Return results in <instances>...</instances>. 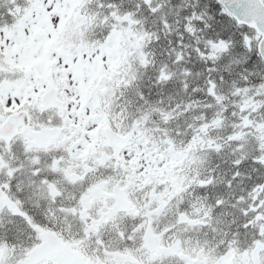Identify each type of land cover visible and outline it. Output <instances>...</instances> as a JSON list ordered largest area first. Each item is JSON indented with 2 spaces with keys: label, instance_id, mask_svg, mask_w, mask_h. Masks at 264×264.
<instances>
[{
  "label": "snow or ice",
  "instance_id": "obj_1",
  "mask_svg": "<svg viewBox=\"0 0 264 264\" xmlns=\"http://www.w3.org/2000/svg\"><path fill=\"white\" fill-rule=\"evenodd\" d=\"M0 264H264V0H0Z\"/></svg>",
  "mask_w": 264,
  "mask_h": 264
}]
</instances>
